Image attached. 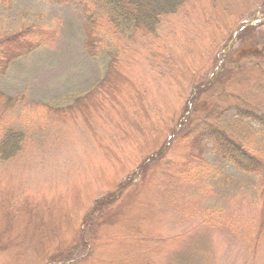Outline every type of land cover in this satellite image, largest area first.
I'll use <instances>...</instances> for the list:
<instances>
[{
  "label": "rangeland",
  "instance_id": "374dc122",
  "mask_svg": "<svg viewBox=\"0 0 264 264\" xmlns=\"http://www.w3.org/2000/svg\"><path fill=\"white\" fill-rule=\"evenodd\" d=\"M263 16L264 0H190L91 49L74 0H0V32L45 42L0 76V139H21L0 159V264H264V132L228 113L264 116V23L218 65ZM226 111L249 173L209 148L198 167L192 137Z\"/></svg>",
  "mask_w": 264,
  "mask_h": 264
},
{
  "label": "trees",
  "instance_id": "16d2710c",
  "mask_svg": "<svg viewBox=\"0 0 264 264\" xmlns=\"http://www.w3.org/2000/svg\"><path fill=\"white\" fill-rule=\"evenodd\" d=\"M5 1V0H4ZM190 0H74L76 6L80 7L84 14L85 21L89 25L86 33V40L89 48L94 49L99 44L98 30L107 25L104 32L114 34L120 28L124 33L130 31L133 35L140 30L145 29L153 33L162 17L175 14L185 3ZM62 3H73V0H61ZM261 27V26H258ZM255 29H244L242 31V40L246 35H254ZM38 28V29H37ZM42 29L32 25L25 26L16 31L0 32V76L3 75L10 64L20 58L28 55L32 51L42 47L45 42L40 36ZM131 33L129 36L131 37ZM44 36V35H43ZM109 45V40L103 34L101 40ZM100 41V42H101ZM8 103L14 100L8 99ZM251 105L242 104V101L232 108L236 118L255 123L264 132V116L255 110ZM220 113V112H219ZM207 116V128L196 132L192 137V147H196L198 167H207L205 162L201 161V155L205 149H210L212 154L220 161H226L237 167L239 170L249 173L251 167L258 163V160L247 152L242 145V127H234L230 133L221 122L224 114ZM16 133V134H15ZM21 149V139L14 130L8 129L6 135L0 139V159H10ZM211 168V167H209ZM250 168V169H249Z\"/></svg>",
  "mask_w": 264,
  "mask_h": 264
},
{
  "label": "water",
  "instance_id": "95a60500",
  "mask_svg": "<svg viewBox=\"0 0 264 264\" xmlns=\"http://www.w3.org/2000/svg\"><path fill=\"white\" fill-rule=\"evenodd\" d=\"M243 26H245L244 24H242L241 26H240V28H242Z\"/></svg>",
  "mask_w": 264,
  "mask_h": 264
}]
</instances>
